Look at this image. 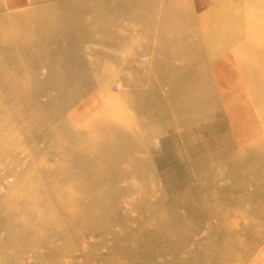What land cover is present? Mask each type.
I'll list each match as a JSON object with an SVG mask.
<instances>
[{
	"label": "rangeland",
	"instance_id": "obj_1",
	"mask_svg": "<svg viewBox=\"0 0 264 264\" xmlns=\"http://www.w3.org/2000/svg\"><path fill=\"white\" fill-rule=\"evenodd\" d=\"M158 1L247 8L245 86L146 72L142 0H0V264H264V0ZM126 33L132 69L93 64Z\"/></svg>",
	"mask_w": 264,
	"mask_h": 264
},
{
	"label": "crops",
	"instance_id": "obj_2",
	"mask_svg": "<svg viewBox=\"0 0 264 264\" xmlns=\"http://www.w3.org/2000/svg\"><path fill=\"white\" fill-rule=\"evenodd\" d=\"M142 1L141 18L139 21L132 22V27L134 26L133 29L140 33L139 37H136L139 38V43H135V48H139V52L147 56L146 72H156L157 81L165 76L169 80L174 81L176 80V75H178L183 78L184 86L194 88L206 86L223 88L230 85L245 86L244 83L239 82V78L230 80V70L225 58L229 55L230 38L242 39L243 41L239 47L245 48L244 39L246 36L244 29L242 30L245 23L239 18L245 15V9L247 8L238 12L241 17L230 21L228 5L221 1L214 4H205L202 11L198 10L196 3H178L173 5L174 9L165 10L160 8L161 3L158 0H146V4L145 0ZM198 12H200L199 15ZM110 39L114 40L113 38ZM133 40L132 34L131 38H129L126 33L123 53L116 51L115 48L114 51L108 52L107 57L101 55L93 56L91 59L93 64L94 62H102V64L108 62L109 65L114 66L115 70L117 68H122L126 71L129 68L132 69ZM178 56H185L182 63L175 62ZM232 81H235L234 84H232ZM253 84L255 85V83ZM194 94L195 96L205 95L200 89H196ZM225 95V97L221 95V106H217L215 116L228 119L229 108L234 107V105L230 106V103L234 101L229 94ZM93 101L94 97L86 98L76 110L80 113L79 111L82 108H88ZM223 105L226 111L224 113ZM211 114H213V111L210 105L204 116L209 118ZM257 123L253 117V131L257 126L260 131L263 130L264 124L261 126V121H259V125ZM257 140L260 141L259 147H261L262 143H264V137L261 136V132L257 136L254 131V146L257 144ZM259 229L264 230V226ZM251 262V264H259L257 260H252Z\"/></svg>",
	"mask_w": 264,
	"mask_h": 264
}]
</instances>
